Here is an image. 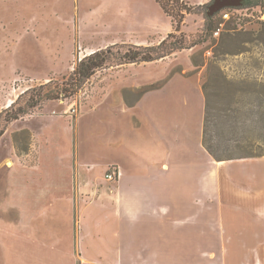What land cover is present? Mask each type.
<instances>
[{"label":"rangeland","instance_id":"1","mask_svg":"<svg viewBox=\"0 0 264 264\" xmlns=\"http://www.w3.org/2000/svg\"><path fill=\"white\" fill-rule=\"evenodd\" d=\"M75 1L0 0V131L4 132L0 137V222L8 227L0 233V264H75L62 252L48 251L53 242L44 230L39 246L44 249L37 251L43 257L24 260V255L17 258L15 250L11 251L14 228L9 229V224L15 223V207L20 205L15 202L20 188L14 183L24 178L36 183L40 177L60 175L69 179L75 162L98 163L99 167L86 173L102 176L107 170L105 164L120 152L109 146L111 138L129 136L143 142L175 133L179 136L184 135V127H175L187 123L192 134L189 147L193 161L200 166L205 161L197 141L203 103L206 142L218 158L264 155V7L246 9L239 1L230 0L235 5L214 16L212 30L207 28L211 8H198L186 15L181 31L174 32L175 38L170 40L187 46L196 44L193 48L155 62L120 65L122 56L134 45L101 47L115 37L108 31L111 29L104 27L102 16L108 14L115 24L120 23L114 31L121 28L124 17L127 22H141L139 19L149 16L163 28L170 19L161 6L154 0H79L74 5ZM183 1L196 6L211 0ZM90 7L98 9L96 21H86L89 24L84 27L82 20ZM120 11L122 15L118 16ZM77 24L82 25L79 37ZM98 48L109 49V62L78 93L43 100L30 112L40 113L30 120L31 128L37 133L48 128L63 136L64 144L60 148L55 145L57 152L46 153L45 147L41 163L33 171L12 168L14 148L18 153L28 151L32 140L25 128L29 115L6 122L7 114L28 110L30 100H38L36 94L40 91L44 94L62 88L80 61ZM44 85L49 86L41 90ZM121 95L130 105L139 101L132 112L116 115L118 105L112 99ZM132 115L142 119L139 129L134 127ZM49 157L55 159L54 164ZM177 254V264L197 261L185 258V252Z\"/></svg>","mask_w":264,"mask_h":264},{"label":"crops","instance_id":"2","mask_svg":"<svg viewBox=\"0 0 264 264\" xmlns=\"http://www.w3.org/2000/svg\"><path fill=\"white\" fill-rule=\"evenodd\" d=\"M95 8L90 7L82 20L84 27L86 21H96ZM166 17L170 24L163 28L149 16L141 22H127L124 17L121 28L114 31L120 23L103 15L104 27L115 37L100 46L159 44L174 32L171 18ZM82 25L77 24L78 37ZM112 100L118 105L116 115L132 112L139 101L130 105L122 95ZM36 115L40 113L25 118L32 140L29 150L18 153L14 148L12 168L21 172L33 171L41 163L45 147L46 153L57 152L55 145L64 144L63 136L54 131L37 133L29 126ZM201 115L197 141L205 161L200 166L189 147L191 130L181 123L175 129L184 127V135L143 142L129 136L109 139L121 158H111L102 176L86 173L98 163L75 162L69 179L60 175L14 183L20 188L15 201L20 205L15 207V223L9 224V229L14 228L11 251L17 258L24 255V260L43 257L37 251L44 249L39 247L44 230L54 247L48 251L62 252L75 264H177V252L197 260L191 264H264V157L216 161L203 145V103ZM132 123L139 129L143 121L132 115ZM49 160L54 164L55 159ZM113 166L121 173L115 183L106 179ZM6 228L0 222V233Z\"/></svg>","mask_w":264,"mask_h":264},{"label":"trees","instance_id":"3","mask_svg":"<svg viewBox=\"0 0 264 264\" xmlns=\"http://www.w3.org/2000/svg\"><path fill=\"white\" fill-rule=\"evenodd\" d=\"M155 1L161 6L164 13L171 18L174 26V32H180L181 26L183 25L184 19L187 14L195 13V11L198 8L207 9L213 4L215 0H211L206 5H196V6L189 5L185 3L183 0H155ZM241 3L242 6L246 9H252L255 7H262V8L264 7V0H241ZM218 13L210 17L208 16V24H207L208 30L213 29V18ZM174 32L169 34L166 37V39L163 40L158 46H148V47L132 46L122 56L121 58L122 62L120 65L155 62L172 55L176 51L190 49L196 45L195 44V45L187 46L182 42L179 43L178 41L170 42V40L175 38ZM167 45H170L169 49L165 51L163 50L161 52L162 48L166 47ZM108 53H109V49L107 50L101 49L92 53L89 56H86L84 59L80 61V63L77 65V67L72 72L70 77L63 83L62 88L56 87L54 90H47L44 94L43 92L40 91L38 94H36V98L38 100H34L35 98L30 100L28 110L21 111L13 116L9 115L8 113L6 117V122L16 121L22 117L31 115L30 112L38 108L39 102L43 100L60 99V96L62 94H64L65 97H69L78 93L83 87V85L92 76H94L97 73V71L103 69L107 65L110 59ZM48 86L49 85H44L40 89L43 90ZM3 134L4 132L0 131V137H2ZM205 134L206 132L204 128L203 145L206 148V150L209 152V154L216 161H227V159H220L215 155L211 147L207 145ZM254 157H264V155H250L245 158H254Z\"/></svg>","mask_w":264,"mask_h":264},{"label":"water","instance_id":"4","mask_svg":"<svg viewBox=\"0 0 264 264\" xmlns=\"http://www.w3.org/2000/svg\"><path fill=\"white\" fill-rule=\"evenodd\" d=\"M237 1H239V4L241 3V0H235V2ZM230 5H235V4L230 2V0H215L214 3L210 6L211 12L209 13V16H213L214 14L218 13L223 8L230 6Z\"/></svg>","mask_w":264,"mask_h":264},{"label":"built area","instance_id":"5","mask_svg":"<svg viewBox=\"0 0 264 264\" xmlns=\"http://www.w3.org/2000/svg\"><path fill=\"white\" fill-rule=\"evenodd\" d=\"M225 16L228 17V15ZM120 176H121L120 171L114 169L106 174V179L113 182V181H117Z\"/></svg>","mask_w":264,"mask_h":264},{"label":"bare ground","instance_id":"6","mask_svg":"<svg viewBox=\"0 0 264 264\" xmlns=\"http://www.w3.org/2000/svg\"><path fill=\"white\" fill-rule=\"evenodd\" d=\"M9 165H11V164H9Z\"/></svg>","mask_w":264,"mask_h":264},{"label":"flooded vegetation","instance_id":"7","mask_svg":"<svg viewBox=\"0 0 264 264\" xmlns=\"http://www.w3.org/2000/svg\"><path fill=\"white\" fill-rule=\"evenodd\" d=\"M242 4V3H241Z\"/></svg>","mask_w":264,"mask_h":264}]
</instances>
